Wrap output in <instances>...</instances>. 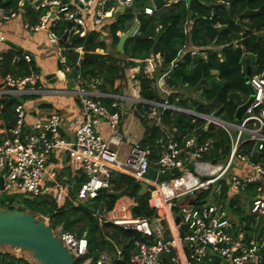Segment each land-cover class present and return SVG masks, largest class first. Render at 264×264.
Instances as JSON below:
<instances>
[{
	"label": "built area",
	"instance_id": "built-area-1",
	"mask_svg": "<svg viewBox=\"0 0 264 264\" xmlns=\"http://www.w3.org/2000/svg\"><path fill=\"white\" fill-rule=\"evenodd\" d=\"M28 1L31 4L28 9L36 20L31 23L26 19L22 27L26 31L45 32L49 44L58 52L61 68L56 70L55 75L64 82L65 73L71 69L62 54L65 48L60 46L61 26L65 25L62 31V36L66 33L65 42L75 36L84 38L90 33L102 32L117 13L133 5V0ZM22 3L23 0H18L15 9L0 6V22H7L24 13L26 10L22 9ZM153 9L150 0V6H146L143 12L151 15ZM134 22L137 27L132 35L138 30L136 15ZM3 42L4 37L0 36V44ZM199 49L195 48L191 54ZM203 49L215 47L209 45ZM76 51L80 53L81 47ZM201 55L205 57V53ZM24 59L32 61L29 54H24ZM140 62L144 63L143 74L149 79L155 78L161 71L159 54ZM173 66L175 64L171 63L167 70ZM41 77L37 70L20 77L10 74L0 76V97L12 96L19 100L14 106V123L9 128L0 127V194L20 193L27 197L51 195L58 207L66 200L76 206L109 189L113 173L124 174L137 183L146 184L147 192L156 202L153 218L133 216L126 207L118 216H106L104 209L101 213L99 209L95 212L100 223L110 222L153 239L152 243L135 241L126 264H167L160 258L161 254L168 255L169 264H264V225L261 235L247 239L246 221L236 219L226 206L230 197L244 195L247 188L254 185V196L250 199L248 211L256 218L264 216V163L258 159L264 147V68L250 74L248 85L253 94L248 96L247 100H251L241 118L235 121L166 102L93 93V86L90 90L80 87L78 75L71 89L45 88ZM133 85L139 94V81ZM45 94H66L79 100L81 118L72 128L70 140L60 133L61 116L56 111L42 120H27L25 100ZM98 97L112 99L111 107L118 109L110 111L96 100ZM127 99L150 105L151 110L146 116L150 121L158 123V109H169L202 120L204 127L210 124L222 130L228 138L226 157L220 162L205 159L210 153L212 141L198 140L192 135L184 136L180 141L168 140L158 158L151 162L149 147L125 139L120 131L121 110L117 100ZM101 124L108 128L107 137L100 128ZM161 142L162 139L159 140ZM248 143H251L250 148H246ZM54 153L64 154L69 167L84 175L75 198L70 196L73 184L60 183L54 169L48 167ZM253 155L255 159L250 161ZM150 167L157 174L172 169H177L178 174L170 173L165 179L156 175L155 179H150L147 177ZM127 204L134 205V202ZM176 218L178 222H175ZM41 220L48 224V218ZM50 229L72 256L73 264H113L121 255V250L114 248L113 252L102 251L96 259L86 257V232L76 236L61 225Z\"/></svg>",
	"mask_w": 264,
	"mask_h": 264
},
{
	"label": "trees",
	"instance_id": "trees-1",
	"mask_svg": "<svg viewBox=\"0 0 264 264\" xmlns=\"http://www.w3.org/2000/svg\"><path fill=\"white\" fill-rule=\"evenodd\" d=\"M18 0H0V6L10 9L17 8ZM153 9L151 15H146L143 9L150 6V0H133L132 12H119L102 30L110 38L107 44L101 33H90L84 38L73 37L64 42L60 29V44L65 47L62 52L67 66L77 69L80 87L90 90L91 86L100 93L118 94L119 88L115 82L125 80V71L135 66L139 67L136 78L139 81L140 98L151 102H166L181 108H191L197 112L214 114L223 120H235L236 109L249 96L245 82V73L250 68L251 74L264 68V0H179L168 2ZM26 18L35 22L31 10L25 11ZM134 15L138 20L137 32L129 36L121 52L117 51L120 36L117 32L126 33L133 25ZM215 46L218 49L204 50L205 58L200 52H187L178 57L188 46ZM109 46L115 48L114 53L108 52ZM81 47V52L76 51ZM102 49L104 53L95 51ZM159 54L161 71L156 77L165 73V86L168 93L160 94L153 86L155 78L149 79L143 74V60ZM180 58L175 66H168ZM32 70H37L33 61L26 62L24 52L5 49L0 52V76L10 74L16 77L24 76ZM183 88L195 92L194 97H182L178 89ZM110 111L109 98H96ZM18 99L12 96L0 97V127L9 128L14 123V106ZM78 101V100H77ZM138 114L134 115L144 126V135L139 144L150 149V161H155L164 144L168 140H181L184 136L194 135L198 140L210 139V153L205 159L220 162L226 157L229 146L226 134L212 125L204 127V122L191 115L174 112L169 109H158V123L146 118L151 106L137 103ZM162 142L159 143V140ZM246 144V148H250ZM258 159L264 163V147ZM66 175L60 173L57 180L60 183H71L74 186L70 192L71 198L84 175L80 171L66 168ZM254 185H250L244 195L230 197L227 208L230 214L238 220L246 221L247 239L259 236L263 231L264 216L256 218L248 211L250 199L254 196ZM139 183L133 178L120 173H113L110 178V188L102 190L97 197L73 205L69 200L58 207L48 196L27 197L20 193L0 194V211L17 209L36 216L48 218L51 228L65 224L64 229L76 236L89 232L88 253L86 257L96 259L102 251L113 252L114 248L121 250V255L113 264H126L134 249L135 241L152 243L153 239L142 234L125 230L110 222L100 223L95 216L100 204L104 211L109 210L121 197H127L135 203L131 208L133 216L153 218L156 202L150 197V192L138 195ZM204 196V194H202ZM225 198V196L223 195ZM0 264H38L20 255L0 250Z\"/></svg>",
	"mask_w": 264,
	"mask_h": 264
},
{
	"label": "crops",
	"instance_id": "crops-1",
	"mask_svg": "<svg viewBox=\"0 0 264 264\" xmlns=\"http://www.w3.org/2000/svg\"><path fill=\"white\" fill-rule=\"evenodd\" d=\"M171 2V1H168ZM25 12L17 15L15 18L7 21V22H0V36L4 37V42L0 44V52L5 49H13L8 45V42H12L16 46H18L24 54H29L31 57V60L34 62L35 67L37 71L42 75L41 77V83L44 85L45 88H58L56 85L57 83H62L63 89H67L66 87V81H59L58 79L55 82H50L47 79H45L46 74H51L56 72L58 70V52L57 50L51 46L47 40L46 34L44 31L39 32H31L26 31L23 29L22 24L26 20ZM134 23V21H133ZM132 27V26H131ZM128 32V31H127ZM101 35L102 32H100ZM123 32H118V36H121ZM66 40V38H65ZM65 40H63L65 42ZM62 48H65L60 44ZM206 47V46H205ZM215 47V46H214ZM195 48H201L199 49L200 55L202 53H205L204 46L203 47H196V46H188L184 48L180 55L178 57H181V55L190 52L192 50H195ZM215 49H218L215 47ZM15 50V49H14ZM65 50V49H64ZM118 51V50H117ZM63 52V51H62ZM96 53L102 54L104 51L102 49H97L95 51ZM109 52V50H108ZM119 52V51H118ZM196 52V53H197ZM82 53V52H80ZM203 58H205L203 55H201ZM206 56V53H205ZM180 58L175 59L172 63L175 64ZM138 63L141 60H136ZM144 64V63H143ZM132 71L137 73L139 72V67L135 66L132 67ZM136 76V75H135ZM132 76L131 79L133 81H137L138 79ZM165 76L166 74L159 75L155 77V81L153 85L159 90L162 88L163 84H165ZM159 80V83H158ZM115 82V86L116 83ZM158 84V85H157ZM134 86V85H133ZM132 92L129 94V96L139 97L140 95L136 92V89L132 87ZM95 89V88H93ZM92 89L93 93H97L95 90ZM140 91V87H139ZM192 96L194 97L196 95L195 92H191ZM102 94V93H100ZM103 94H111V93H103ZM120 96L126 97L125 95L118 94ZM103 98V97H102ZM141 99V98H140ZM78 99L66 95V94H45V95H38V96H32L25 100V107L27 109L28 115L27 120L28 121H34V120H42L45 119L50 113L56 111L61 116V128L60 133L63 138L70 140L72 137V128L74 125L80 120L81 114H80V102ZM128 100V99H127ZM124 100L125 102H132L135 101L132 99L131 101ZM130 100V99H129ZM118 101V100H117ZM123 100H120V102ZM118 103V107L120 110H124L123 107L120 106V103ZM140 103V102H139ZM122 111H121V124H120V131L125 139H128L129 141L139 142V140L143 137H139L136 139L131 140L130 138L126 137L124 135V132L122 129ZM4 127V126H3ZM102 132L107 137L109 131L105 124H101L100 126ZM48 167H51L54 169L56 174H64L66 175V168L69 167L68 159L64 154L61 153H54L51 155L49 161H48ZM70 168V167H69ZM73 170L72 168H70ZM76 171V170H74ZM68 183V182H65ZM125 202L128 203L130 201H133L130 198L127 197H121L116 202ZM261 235V234H260ZM258 237V235H257Z\"/></svg>",
	"mask_w": 264,
	"mask_h": 264
},
{
	"label": "water",
	"instance_id": "water-1",
	"mask_svg": "<svg viewBox=\"0 0 264 264\" xmlns=\"http://www.w3.org/2000/svg\"><path fill=\"white\" fill-rule=\"evenodd\" d=\"M151 3L155 9L160 8L164 4V0H151ZM28 0H23L22 9L27 10L30 7ZM124 12L131 13L132 8H124ZM69 26V25H68ZM137 27V23L134 22L132 27L128 32L121 34L117 50L121 52L123 50V44L125 40L132 36L134 30ZM66 38V33L63 35V40ZM8 45L18 52L22 50L13 44L8 42ZM61 66L58 65V69ZM251 74L250 68H247L245 73V82L248 86L249 96L253 94L252 88L248 85V79ZM66 75V87L71 89L74 86V79L77 76V69L74 68L70 72L65 73ZM45 79L50 82H55L57 77L54 73L46 74ZM251 98L240 105L234 114L235 120H239ZM255 155L250 157V161H254ZM191 167V164H188ZM170 173L173 175L178 174L177 169H172L170 172L165 171L163 173L156 172L155 169L150 167L147 171V177L150 179H155L156 175L159 179L168 178ZM2 174V172H0ZM147 192V185L144 183H139L138 195H144ZM52 200L53 196L49 195ZM191 208V206H190ZM103 205L99 206V213L102 212ZM178 222V218L175 219ZM65 227V224L62 226ZM85 237L89 240V232L85 233ZM11 247L14 249H19L22 251H27L31 254L32 258L39 264H73V258L70 253L62 246L59 239L52 233L49 224L41 220L40 218L29 214L28 212H23L17 209L0 211V247ZM160 258L164 259L167 264L168 255L161 254Z\"/></svg>",
	"mask_w": 264,
	"mask_h": 264
},
{
	"label": "rangeland",
	"instance_id": "rangeland-1",
	"mask_svg": "<svg viewBox=\"0 0 264 264\" xmlns=\"http://www.w3.org/2000/svg\"><path fill=\"white\" fill-rule=\"evenodd\" d=\"M103 39L105 40V42L107 44L110 43V38H109L108 35L105 34L103 36ZM108 50H109L110 53H114L115 48L112 47V46H109ZM136 74H138L137 71L136 72L132 71V68L126 69V71H125V75H126L125 80L116 83V86H118V88H119L118 94L125 95V96L126 95L128 96L129 94H131L132 89H133L132 87H133V84H134V81H133V79H131V77L135 76ZM62 85H63L62 83H57L56 86L59 89H63ZM93 90H95L97 93H100L96 88L93 89ZM159 92H160V94H165V93H168V90H167L166 86L165 87L162 86V88L159 89ZM178 92H179V94L182 97H189V98L193 97L192 93L190 91L185 90L183 88H179ZM127 101H131V100H127ZM117 102H119L120 106L124 108V110H121L123 112L122 113L123 122H122V129L121 130L124 132V135L126 137L130 138L131 140L139 138V137H142L144 135V126L140 123L139 119L134 115L135 113H137V114L139 113V110L136 108V104L139 103V102L138 101L125 102L124 100L121 101V102H120V100H118ZM138 115L142 116V114H138ZM234 134L235 133L233 132V135ZM134 205H135V203H134ZM134 205L130 204V206H129L124 201L123 202H115V204L109 210L106 211V213H107L106 216L122 215L123 214V210H124L125 207L128 208L130 213H131V208ZM120 206H122L121 207L122 209L120 208ZM0 250L1 251L12 252V253L16 254L17 256L22 255L25 258H27L28 260L37 263L32 258L31 254L29 252H27V251L14 249V248H11V247H8V246L0 247Z\"/></svg>",
	"mask_w": 264,
	"mask_h": 264
}]
</instances>
